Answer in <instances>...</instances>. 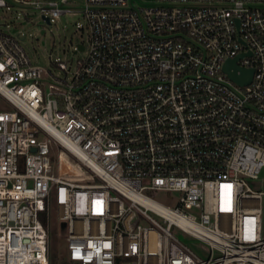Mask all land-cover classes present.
Segmentation results:
<instances>
[{
  "label": "built area",
  "instance_id": "2783aa9c",
  "mask_svg": "<svg viewBox=\"0 0 264 264\" xmlns=\"http://www.w3.org/2000/svg\"><path fill=\"white\" fill-rule=\"evenodd\" d=\"M143 1L84 0V55L50 68L0 29V264H50L53 209L68 262L264 264V0ZM70 2L0 7L52 22ZM56 147L88 181L53 171Z\"/></svg>",
  "mask_w": 264,
  "mask_h": 264
},
{
  "label": "rangeland",
  "instance_id": "374dc122",
  "mask_svg": "<svg viewBox=\"0 0 264 264\" xmlns=\"http://www.w3.org/2000/svg\"><path fill=\"white\" fill-rule=\"evenodd\" d=\"M141 4L143 0H134ZM84 0H71L67 5L71 12L54 19L50 24L43 19L39 9L31 5L10 4L9 8L0 7V29L8 33H22L25 39L22 44L33 60L45 67H51V61H69L72 57L78 58L84 52L74 53L78 43L87 44L88 29L85 18L82 16ZM7 100L0 95V108H9ZM52 167L55 173H67L79 182L89 180L90 171L83 162L72 153L54 148L52 151ZM260 177L264 179V169ZM162 193L154 197L158 200L172 204ZM50 245L53 256L52 264H78L74 262H63L66 250L65 233L62 224L56 217V209H53L50 222ZM173 232L202 256H208L207 244L201 240L190 239L186 234L173 228ZM51 264V262H50Z\"/></svg>",
  "mask_w": 264,
  "mask_h": 264
},
{
  "label": "water",
  "instance_id": "95a60500",
  "mask_svg": "<svg viewBox=\"0 0 264 264\" xmlns=\"http://www.w3.org/2000/svg\"><path fill=\"white\" fill-rule=\"evenodd\" d=\"M44 20H46L48 24L51 23L48 17H44ZM242 55L243 54H239L235 58L228 59L224 64V70L234 82L239 85H246L252 80L254 70L252 68H241L237 64V60L241 58Z\"/></svg>",
  "mask_w": 264,
  "mask_h": 264
},
{
  "label": "trees",
  "instance_id": "16d2710c",
  "mask_svg": "<svg viewBox=\"0 0 264 264\" xmlns=\"http://www.w3.org/2000/svg\"><path fill=\"white\" fill-rule=\"evenodd\" d=\"M42 219H43V221L46 223L45 218L42 217ZM52 261H53V256H52V254H51V245H50V262H51V264H52ZM63 262H65V263L68 262V261H67V258H66V255H65V257L63 258Z\"/></svg>",
  "mask_w": 264,
  "mask_h": 264
}]
</instances>
